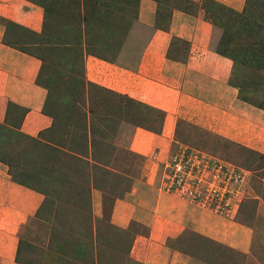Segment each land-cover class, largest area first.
I'll list each match as a JSON object with an SVG mask.
<instances>
[{"label": "rangeland", "instance_id": "1", "mask_svg": "<svg viewBox=\"0 0 264 264\" xmlns=\"http://www.w3.org/2000/svg\"><path fill=\"white\" fill-rule=\"evenodd\" d=\"M28 1L47 7L46 13L42 8L41 29L34 31L14 25L15 22L0 16V26L4 27L1 42L7 45L4 40L10 41L13 43L10 47H21L26 54L40 58H37L40 67L35 83L45 91L41 112L49 117L51 124L35 136L24 134L19 128L27 109L14 102H8L6 106L4 121L0 123L10 126L9 138L6 133L5 143H0L4 176L11 183L36 192L41 200L16 222L10 220L11 215H0V264H90L92 256L97 255V239L116 231L111 227L115 201L125 198L141 174H144V182L149 178L143 171L148 158L127 147L132 127L141 123L162 129L164 124L165 116L160 110L103 86V75L94 81L87 74L90 57L96 58L98 65L114 62L126 30L136 18L140 0ZM153 1L156 5L155 26L166 27L169 16L178 10L189 14L193 22L206 21L215 27V49L234 63L231 82L238 90L244 88L241 96L245 98L264 97V86L261 90H252L253 83L264 80V0H244L243 10L236 11L238 15L216 0ZM246 15L258 27L249 28L250 20L244 19ZM173 39L179 38L174 36ZM66 50L69 51L63 56ZM242 98L239 95V99L245 101ZM64 110L71 118L69 121L54 116L55 113L61 115ZM169 144L167 154L162 157L157 159L156 152L150 154L153 164L146 169L155 167L154 186L192 203L200 211L215 214L218 221L200 228H195L196 221L184 222L183 228L176 236L167 237L163 246L184 254V264H264V153L183 121L176 122ZM184 147L205 156L208 163L207 171H196L191 176L192 180H199L194 187L198 188V193L191 199L179 192L177 186L167 188L171 181L172 159ZM104 155L108 162L104 161ZM30 160L36 163L27 165ZM65 160L76 166L82 164L77 174L80 172L78 177L89 187L88 192H84L91 203L88 213H77L78 209L68 204L71 202L66 196L71 189L70 175L56 172V169L66 167ZM216 163L222 165L223 172L227 169L230 179L219 177L213 181L212 176L218 169L213 170ZM119 170L124 172V178L116 179L114 174ZM234 172L240 175L238 184L231 178L230 174ZM14 177L23 184L15 182ZM192 180L186 187L192 185ZM208 185H215L219 191L231 188L226 193L230 203L227 208L216 212L209 208L210 198L205 196ZM122 190L125 192L121 196ZM2 203L0 200V208L5 204ZM7 205L10 208V204ZM130 223L138 228L139 235L148 236L149 228L134 218L121 228H127ZM215 226L222 227L226 241L211 236ZM247 236L246 247L236 242ZM12 238L15 244L10 242ZM168 240L171 241L169 245ZM81 241L84 249L76 252ZM89 243L93 251L88 253L85 262L82 257L86 253L82 252ZM132 247V259L123 264H143L144 261L132 255ZM10 248L13 249L11 256ZM95 261L94 264H99L97 259Z\"/></svg>", "mask_w": 264, "mask_h": 264}, {"label": "crops", "instance_id": "2", "mask_svg": "<svg viewBox=\"0 0 264 264\" xmlns=\"http://www.w3.org/2000/svg\"><path fill=\"white\" fill-rule=\"evenodd\" d=\"M216 1L237 12L243 10L245 2ZM155 12L153 0H140L136 18L127 28L114 62L98 65L92 57L89 59L95 61H88L91 79L96 81L103 75V86L156 108L165 116L159 132L133 126L128 149L147 157L146 168H150V154L156 152L157 159L167 154L176 122L182 120L264 153V109L239 99L238 87L230 80L233 61L215 51L216 28L206 21L193 22L189 14L175 10L166 29H161L154 25ZM43 14L41 6L28 0H0V16L34 31L41 29ZM3 31L0 26V123L8 102H14L27 109L20 131L35 136L51 124L41 112L45 91L35 83L40 60L3 44ZM174 36L179 39L174 40ZM146 168L147 181L141 174L125 198L115 201L111 220L118 227H126L134 218L149 228L148 236H136L131 251L143 264H184V254L163 246L165 239L176 236L184 222L196 221L195 228H200L212 226L218 219L159 190L152 181L155 167ZM4 173L0 162V200L5 203L0 215H11L10 220L16 222L37 206L41 196L11 183ZM214 232L210 235L225 240L222 227L215 226ZM248 239L236 242L246 247ZM10 242L15 244L13 238ZM9 251L11 256L13 249Z\"/></svg>", "mask_w": 264, "mask_h": 264}, {"label": "trees", "instance_id": "3", "mask_svg": "<svg viewBox=\"0 0 264 264\" xmlns=\"http://www.w3.org/2000/svg\"><path fill=\"white\" fill-rule=\"evenodd\" d=\"M37 2H39V1H37ZM219 4V3H218ZM39 5L44 9V12L46 11L47 12V7H46V5H44V4H41V3H39ZM219 5H221V4H219ZM222 6V5H221ZM224 6V5H223ZM225 8H228L227 6H224ZM228 10H231V12H234L236 15H238V13L236 12V11H234L233 9H231V8H228ZM45 12V13H46ZM44 17L46 18V15H44ZM170 17L171 16H169V18H168V20L170 19ZM244 19L245 20H250V18H249V16L248 15H246L245 17H244ZM10 24V23H9ZM14 25H17V24H15L14 23ZM157 27H159V28H161V29H166L165 27L164 28H162V27H160V26H158V25H156ZM256 27H258V25L254 22V21H252V20H250L249 21V28H251L252 30L253 29H255ZM255 41V40H254ZM4 42H6L7 43V45H9V46H11V45H13V43H11L10 41L8 42V41H5L4 40ZM11 43V44H10ZM16 48L17 49H19V50H21V51H23V52H25V50H23L21 47H17L16 46ZM69 50H66V51H64V53H63V56L64 55H66V53L68 52ZM216 52H217V50H215ZM27 53V52H26ZM37 58H39L38 56H37ZM40 59V58H39ZM41 59H43V58H41ZM67 64H69V62L67 63ZM36 82H37V79L35 80ZM235 84V83H234ZM237 86V85H236ZM261 86H264V80H260L259 81V83L258 84H255V83H253V85H252V90L253 91H257V90H261ZM238 87V86H237ZM244 93V88H240V90H239V95H240V97L242 98L243 96H241L242 94ZM244 98V100L245 101H247L248 103H250V104H252V105H254V106H256V107H259V108H261V109H264V97L263 98H261V99H259V98H254V97H252V99L251 98H245V97H243ZM242 98V99H243ZM135 101V100H134ZM137 102V101H136ZM137 103H140V104H143L144 106H147V107H149V108H151V109H153L152 107H150V106H148V105H146V104H144V103H141V102H137ZM25 112V111H24ZM161 114H162V112H161ZM54 116H55V118H60V119H62V118H65V121H69L71 118L70 117H68V114L66 113V110H64L63 111V113L60 115V114H58V113H55L54 114ZM162 116H163V114H162ZM22 119V118H21ZM182 121V120H181ZM184 122V121H183ZM187 123V122H186ZM137 124V126H141V127H144V128H146V129H148V130H151V131H154V132H158L159 130H160V128H157V129H154V127L153 128H150V127H147L145 124H138V123H136ZM190 124V123H189ZM0 126H4L3 124H0ZM4 127L5 128H7V130H5L4 129ZM3 128H1L0 129V143H2V144H4L5 143V139H4V135L7 133V137L9 138V136H10V126L9 127H6V126H4ZM201 129V128H200ZM56 132V131H55ZM57 133V132H56ZM82 135V134H81ZM7 138V141L9 140ZM30 138V140L32 141V140H34V138H32V137H29ZM36 141V140H35ZM37 142V141H36ZM57 142V141H56ZM59 142V141H58ZM55 150V149H54ZM56 151V150H55ZM24 153H26V152H24ZM30 153V152H29ZM84 154L86 155L87 153H86V151L84 152ZM105 154V153H104ZM134 154V153H133ZM136 155V154H135ZM105 157H104V161H106V162H108L109 160H107L106 159V155H104ZM102 157H100V158H98V159H101ZM83 159H85V158H83ZM106 159V160H105ZM64 162V165L66 166V167H63V168H61V169H56V172H58L59 174L61 173L62 175L63 174H69L70 175V177H69V184L71 183V189H70V191H69V194L66 192V196H68V198L71 200V202H68V204H71L72 206H73V209L74 208H77L78 209V211H77V213H88V212H90V209H91V203H90V200H89V198H87V195L86 194H84V192L86 193V192H88V184L87 183H85L84 182V180L82 179V178H79L78 177V174L80 173H78L77 174V172L78 171H80V170H78V169H80L81 168V166H82V164H77V166H76V164L74 163V162H70V161H67V160H65V161H63ZM103 162V160H101V163ZM21 163V162H20ZM36 162L34 161H32V160H30L29 161V163L27 164V165H34ZM61 163V162H60ZM105 163V162H104ZM77 168V169H76ZM99 168H97L96 169V172H97V170H98ZM77 174V175H76ZM124 172L123 171H121V170H119V172H117V174H114V176H115V178L116 179H118V178H124ZM72 177V178H71ZM71 179V180H70ZM81 180V181H78V180ZM14 181L15 182H18V183H21V184H23L22 182V180H20V179H17V178H15L14 177ZM82 181H83V183H82ZM24 184H26V183H24ZM103 192L105 193L106 191H105V189L103 190ZM125 191H120L119 193H120V195L122 196V194L124 193ZM48 200L46 199V200H44V205H45V203L47 202ZM106 204H107V202H105ZM78 204H80L81 206H78ZM78 207H80V208H78ZM82 207H84V209H81ZM111 208H112V205H110V210H111ZM110 210H109V214H108V221H109V217H110ZM76 213V214H77ZM111 224V223H110ZM133 224V223H132ZM132 224L130 223L129 224V226L127 227V228H121V227H118V226H116V225H114V224H111V227H112V230L113 229H115L116 231H114L113 232V234H106V235H104V236H102V238H100V240L99 239H97V247H95L96 248V250H97V255L95 256H92V259H91V262H90V264H94V261H95V259H97V262L99 263V264H123V262L124 261H126V262H128V260L131 258V256H130V250H131V247H132V245H133V243H134V240H135V238H136V236L137 235H139L141 232L140 231H138V228H135V227H132ZM136 224V223H135ZM111 230V231H112ZM170 240V239H169ZM168 240V241H169ZM170 244L171 243V241H169V242H167V244ZM81 246H78V248H77V251L76 252H79V250H80V248H82V249H84L83 247V242L81 241V243H79ZM168 244V245H169ZM91 247V248H90ZM92 246H91V243H89L88 244V247H86L85 248V250L82 252V254H84V253H86L85 254V257L83 256L82 257V259L83 258H85V262H86V256H89L88 255V253L90 252H92L93 250H92ZM132 259V258H131ZM96 262V261H95ZM96 264V263H95Z\"/></svg>", "mask_w": 264, "mask_h": 264}, {"label": "built area", "instance_id": "4", "mask_svg": "<svg viewBox=\"0 0 264 264\" xmlns=\"http://www.w3.org/2000/svg\"><path fill=\"white\" fill-rule=\"evenodd\" d=\"M200 153H197L194 150H189L188 148L180 149L177 154L172 159V162L170 164L171 168V181L170 184L167 185V188H172L173 186H177L179 192L185 193L189 199L194 198L195 195L198 193V188H194L195 185L198 183L199 180H192V175L196 171H207L208 163L206 161L205 156H200ZM216 165L213 170L216 169V172L213 174V181L216 182L219 177H223L224 179L228 178V172L227 169L223 172L222 165L220 163L214 164ZM225 169V168H224ZM234 178V183L238 184L240 182V175L239 173L230 174ZM230 179V178H228ZM192 180V185H187L189 187H186V183ZM210 184V182H209ZM230 184V183H227ZM231 187V186H230ZM233 187V185H232ZM207 198H210L208 201L209 208L211 207L212 210H223L224 208H227L229 206V202L227 200L226 193L231 191V188L229 190H222L219 191L215 185H208L207 187ZM186 197V196H185Z\"/></svg>", "mask_w": 264, "mask_h": 264}]
</instances>
